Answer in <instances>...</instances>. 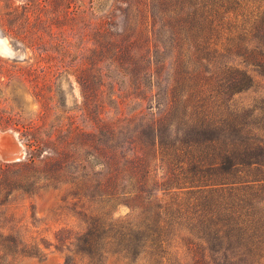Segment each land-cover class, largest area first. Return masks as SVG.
Masks as SVG:
<instances>
[{
  "label": "rangeland",
  "instance_id": "obj_1",
  "mask_svg": "<svg viewBox=\"0 0 264 264\" xmlns=\"http://www.w3.org/2000/svg\"><path fill=\"white\" fill-rule=\"evenodd\" d=\"M130 2L99 0L89 10L88 0H0V138L18 158L4 160L0 148V233L36 250L14 264H85L74 238L104 190L118 194L114 216L134 218L140 205L185 198L186 155L175 147L202 103L190 83L195 70L187 72L199 67L162 32L131 36ZM246 68L252 85L232 100L264 110V77ZM260 185L243 200L254 228L244 242L259 247L248 256L233 246L225 263L264 264ZM182 253L174 264H190Z\"/></svg>",
  "mask_w": 264,
  "mask_h": 264
},
{
  "label": "trees",
  "instance_id": "obj_2",
  "mask_svg": "<svg viewBox=\"0 0 264 264\" xmlns=\"http://www.w3.org/2000/svg\"><path fill=\"white\" fill-rule=\"evenodd\" d=\"M98 1L88 0L89 10H97ZM130 4L131 36L162 32L181 42L183 55H193L191 60L196 59L199 67H188L187 72L195 70L190 83L193 96L202 103L195 106L199 110L184 142L175 147L186 155L179 169L186 167L187 189L181 193L185 198L138 206L141 213L136 218L114 216L118 194L104 190L99 209L74 238L76 247L85 264H103L107 257L115 264H174L179 251L190 264H252L245 257L225 263L224 252L236 246L252 256L259 247L244 242L254 236V228L243 200L264 181V110L236 104L232 96L252 85L246 67L264 77V0H131ZM122 194L133 196L130 191ZM260 229L259 240L264 220ZM18 237L0 233V264H14L15 255L35 253ZM214 255L224 263L214 261ZM68 263L66 257L63 264Z\"/></svg>",
  "mask_w": 264,
  "mask_h": 264
},
{
  "label": "bare ground",
  "instance_id": "obj_3",
  "mask_svg": "<svg viewBox=\"0 0 264 264\" xmlns=\"http://www.w3.org/2000/svg\"><path fill=\"white\" fill-rule=\"evenodd\" d=\"M0 148L4 149L3 153L13 150V147L8 143L5 138H0Z\"/></svg>",
  "mask_w": 264,
  "mask_h": 264
},
{
  "label": "water",
  "instance_id": "obj_4",
  "mask_svg": "<svg viewBox=\"0 0 264 264\" xmlns=\"http://www.w3.org/2000/svg\"><path fill=\"white\" fill-rule=\"evenodd\" d=\"M12 147H13V150L12 151H7L6 153H5V155L3 154V158H4V160H7V161H9V160H17L18 158L16 157V156H14V155H12L11 154V152L13 153L14 152V146L12 145V142H8Z\"/></svg>",
  "mask_w": 264,
  "mask_h": 264
}]
</instances>
